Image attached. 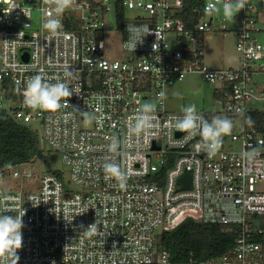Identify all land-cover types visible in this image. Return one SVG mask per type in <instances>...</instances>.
<instances>
[{
  "label": "built area",
  "instance_id": "built-area-1",
  "mask_svg": "<svg viewBox=\"0 0 264 264\" xmlns=\"http://www.w3.org/2000/svg\"><path fill=\"white\" fill-rule=\"evenodd\" d=\"M127 10L139 12L137 19L126 20ZM48 13L55 16L46 0H0V110L18 123L41 124L42 138L62 154L74 186L64 183L62 172L36 177L19 168L25 164L0 172V214L25 210L19 264H173L161 235L188 218L234 235L226 255L188 264H264V128L245 123L248 113L264 111L254 106L264 102L258 82L264 76V0H248L234 20L223 16L221 0H75L57 17L62 29L56 37L42 27ZM109 15L123 44L127 24H148L153 33L134 53L123 47L110 57ZM211 32L233 33L238 66L206 64ZM39 73L68 84L73 94L67 106L48 112L24 103L26 81ZM195 73L216 85L221 104L200 113L209 121L229 117L235 125L212 156L198 148L199 136L185 140L168 127L182 111H169L167 99H157ZM145 102L157 104L158 127L138 139L129 135L128 120ZM85 112L96 119L86 120ZM113 138L121 142L117 153L107 150ZM253 149L257 154L249 160L244 153ZM108 160L127 173L124 189L105 179ZM186 172L190 188L180 182ZM11 176L19 188L7 183ZM6 205L13 210L5 211ZM95 222L99 232L84 236Z\"/></svg>",
  "mask_w": 264,
  "mask_h": 264
},
{
  "label": "clouds",
  "instance_id": "clouds-1",
  "mask_svg": "<svg viewBox=\"0 0 264 264\" xmlns=\"http://www.w3.org/2000/svg\"><path fill=\"white\" fill-rule=\"evenodd\" d=\"M47 4L54 6L55 16L51 13L47 14V18L43 21L42 27L47 30L51 36L60 35L62 29L61 20L57 17L61 16L65 11L71 9L75 0H46ZM223 16L226 19H233L237 13L244 10L248 0H221ZM207 10V9H206ZM220 11V9H215ZM126 32L127 40L123 47L135 52L138 45H143L145 38L153 33L148 24H127ZM156 34V33H155ZM153 51L159 50V44L156 42L152 45ZM71 76L70 72L65 73V77ZM68 84L64 81L50 82L49 78L43 73L36 74L26 81L24 88V103L31 109L56 112L62 107L68 105V98L72 96ZM157 99L163 101L167 99L164 91L157 94ZM181 116H172L168 127L175 129L177 132L184 133V139L190 140L196 136L201 138L198 148L207 152L209 156L215 155L222 147L223 138L231 135L234 128V121L229 117L213 116L209 121L204 115L197 111L195 104H190L182 108ZM157 104L155 102H145L139 106L136 113L128 120V132L130 136L140 138L153 134V130L158 127L156 123ZM236 113L240 116L244 115L241 108L236 109ZM87 119H96L89 117L87 112L84 113ZM245 123L253 125L254 121L250 116L245 117ZM121 147V142L113 138L107 146L110 153H117ZM257 154V150L253 149L244 153V156L251 160ZM106 180H114L121 189L127 185L128 175L121 168L120 164L108 160L103 165ZM7 205L5 211H9ZM25 210L19 212L18 215L0 214V264H19L20 257L18 251L23 246L22 228L23 216ZM80 215V214H78ZM99 232L97 222L88 225L84 231V236L91 237Z\"/></svg>",
  "mask_w": 264,
  "mask_h": 264
},
{
  "label": "rangeland",
  "instance_id": "rangeland-1",
  "mask_svg": "<svg viewBox=\"0 0 264 264\" xmlns=\"http://www.w3.org/2000/svg\"><path fill=\"white\" fill-rule=\"evenodd\" d=\"M125 18L128 21L137 19L139 12L127 10ZM262 26L264 27V21ZM236 25V23H234ZM116 18L109 15L107 18L106 33V52L110 57H116L123 51V42L116 28ZM264 38V34L262 35ZM174 47H179L177 42L172 41ZM206 64L212 68H228L236 67L239 64V54L236 50L235 36L230 33L223 36L218 32H211L206 36ZM1 58V49H0ZM260 85H264V76H260L258 80ZM216 85L209 82L202 74H189L183 81L176 82L166 88V109L169 111H181L183 107L195 104L197 111L211 112L220 109L221 104L215 96ZM255 107L264 109V102L254 104ZM30 129L37 132L41 141V149L43 150L44 159L36 162L20 166V169H31L36 177L47 175L51 172L58 171L63 173V180L66 185L74 187L69 183L70 172L68 166L63 162L62 154L50 147V145L42 138L43 128L39 122H31L27 125ZM10 172L12 171L9 170ZM8 176V174L6 175ZM8 184L12 188H19L21 182L15 180L12 176L8 177ZM30 184H25L29 186ZM22 186H24L22 184Z\"/></svg>",
  "mask_w": 264,
  "mask_h": 264
},
{
  "label": "trees",
  "instance_id": "trees-1",
  "mask_svg": "<svg viewBox=\"0 0 264 264\" xmlns=\"http://www.w3.org/2000/svg\"><path fill=\"white\" fill-rule=\"evenodd\" d=\"M190 3L188 1L185 7L186 13L192 9ZM248 116L258 128H264V111L248 113ZM39 159L43 160L44 154L38 133L15 121L10 113L0 110V172L5 169L4 173H7L18 165ZM160 242L161 247L170 253L173 264H188L190 260L204 261L226 255L233 248L234 235L223 232L217 223H198L188 218L174 230L163 232Z\"/></svg>",
  "mask_w": 264,
  "mask_h": 264
},
{
  "label": "water",
  "instance_id": "water-1",
  "mask_svg": "<svg viewBox=\"0 0 264 264\" xmlns=\"http://www.w3.org/2000/svg\"><path fill=\"white\" fill-rule=\"evenodd\" d=\"M4 170H5V169H3V170L1 171V173L4 172ZM191 177H192L191 172H186V173L180 178V182H182V183H184V182H189L184 188H190V187H191V183H190V181H191ZM197 222H198V223H202L203 221H202V219H199V220H197Z\"/></svg>",
  "mask_w": 264,
  "mask_h": 264
}]
</instances>
